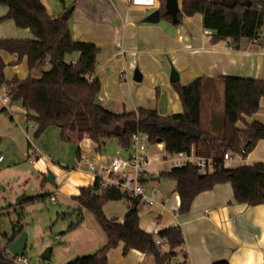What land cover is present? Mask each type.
Listing matches in <instances>:
<instances>
[{
	"label": "crops",
	"instance_id": "crops-1",
	"mask_svg": "<svg viewBox=\"0 0 264 264\" xmlns=\"http://www.w3.org/2000/svg\"><path fill=\"white\" fill-rule=\"evenodd\" d=\"M73 4L67 20L73 38L95 43L100 47V52L89 85L67 87L66 92L70 95L79 96L87 92L91 103L95 101L117 113L136 111L140 107L156 109L161 115L169 116L182 113L185 109L175 83L186 85L196 78L206 77L202 124L210 127L218 122L224 112L221 77L233 75L264 80V36L259 39L243 38L237 48L227 40L213 44L210 32L203 26L200 13L185 17L178 25L162 18L159 23L145 22L147 16L159 9L158 0H10L8 5H0V38L37 40L45 32L43 25L49 36L54 38L63 28V13ZM27 9L40 15L43 22L37 21L35 15L27 12ZM10 12L13 14L11 18L2 19ZM0 56L7 64L5 77L8 80L15 76L25 79L30 75L27 57L16 64V54L0 51ZM70 58L76 61L78 55ZM47 69L49 65L35 70L32 75L38 78ZM173 69L179 75L176 82H171ZM136 71L141 74L139 81L135 80ZM94 80L100 83L97 94L93 92ZM4 93L0 92V95ZM46 107L49 119L66 121L71 116L68 141L78 147L76 168H70L62 160L55 163L47 155L42 157V146L31 143L28 131L30 124L36 130V124L27 121V112L40 115ZM71 108L72 105H68L67 97L57 84L31 86L28 108L23 109L21 122L12 115L10 119L13 122L6 121L1 125L0 171L6 163L4 168L16 173L24 185L36 176L35 181L42 187L45 181L50 183L44 177L53 171L56 193L63 201H71L79 207L74 197L80 194L82 187L94 184L89 163L106 167L116 156L128 158L132 149L121 148L115 140L117 143L106 152H98L97 144L87 136L80 138L79 135L81 129L92 127V115L83 105L74 108L72 113ZM254 121L264 124V98L261 99L259 111L245 116L237 126L245 129L247 124ZM58 128L59 138L63 140L61 128ZM30 146L35 150L34 163L26 157ZM155 146L161 153L156 154L154 159L162 166L152 172L149 162L146 166L149 173L144 182L155 179L154 174L171 171L173 168L174 155L166 152L163 143L152 144L141 139L137 148L149 158V148ZM54 157L60 159L58 154ZM21 158L28 160L26 167H21ZM256 163H264V140H260L247 157L242 160L234 158L225 165L227 168H235ZM35 172L38 174L35 175ZM151 188L148 195L156 202L153 205L140 204L141 228L157 235L168 226H181L185 238L182 250L187 253L190 264H213L219 260H227L230 264H264V204L249 206L237 202L232 185L223 183L200 193L190 212L182 215L178 212L180 196L175 191L176 185L171 193L165 194L155 183ZM29 198H20L17 206L21 208ZM128 209L126 200H113L104 205L105 215L121 223ZM83 218L79 226L63 237V245L51 246V264H65L76 256L92 254L107 243V235L94 214L83 209ZM5 250L2 254L13 258L8 246ZM163 250H168V246ZM24 264L30 263L28 261ZM108 264H155V260L153 256L135 249L125 254L124 243L120 242L110 250Z\"/></svg>",
	"mask_w": 264,
	"mask_h": 264
},
{
	"label": "trees",
	"instance_id": "trees-1",
	"mask_svg": "<svg viewBox=\"0 0 264 264\" xmlns=\"http://www.w3.org/2000/svg\"><path fill=\"white\" fill-rule=\"evenodd\" d=\"M161 18L181 24L185 17L200 13L203 16V26L210 32L212 43L227 40L233 47H238L243 38L259 39L264 36V0H236L231 5L229 0H179L180 9L177 21L166 10L167 0H158ZM10 0H0V5H8ZM23 6V5H21ZM74 4L71 6L73 7ZM34 14L37 21L43 22L40 15ZM13 16L10 12L2 19ZM63 28L54 38L47 33L37 40H17L0 38V51H6L18 56L15 63L24 57L28 59L30 75L25 79L15 76L8 80L5 77L7 64L0 56V87L5 85L14 98L23 100L28 108L31 86L57 84L72 105L71 113L79 105L86 107L92 115L91 128L80 130V138L89 137L102 152L107 142L114 139L123 149L131 150L134 146V136L147 135L152 144L162 140L169 155L188 151L194 145L198 156L213 158L214 168L202 172L193 163L173 167L171 171L160 173V178H170L175 182V191L180 196L178 212L182 215L190 212L195 198L202 192L212 190L216 185L230 183L235 200L249 206L264 204V163L243 165L235 168L225 167L224 154L228 151L242 152L247 157L264 140V124L254 121L240 129L237 124L245 116H250L260 109L261 99L264 98V80L226 75L221 77L224 88V112L218 122L210 127L202 124V100L206 87V77L196 78L189 84L175 83V88L184 106L182 113L169 116L161 115L156 109L140 108L131 112H113L97 102L91 103L89 93L79 96L70 95L66 88L70 86H88L89 78L97 68V56L100 47L93 42L77 41L73 38L71 28L61 18ZM78 55L73 61L70 57ZM49 65L40 77L35 78L32 73ZM93 92L100 90L98 80L92 82ZM46 109L40 115L27 112V121L36 124L35 136L40 137L51 125L61 128V138L69 140L71 116L62 119H49ZM5 109H3L4 111ZM188 127H195L201 131V137L196 140L185 134ZM1 144V138H0ZM48 179L47 176L44 177ZM48 194L38 195L24 201L34 202L44 199ZM74 199L78 202V220L70 225V229L79 226L83 218V209L91 211L99 225L107 235V243L92 254L80 255L65 264H108V254L111 249L124 243V253L135 249L154 257L155 264H173L175 258H180L178 264H190L188 255L183 251L185 238L181 226H171L158 232L157 235L143 230L140 226V199L119 188L109 187L100 191L98 184L82 187L80 194ZM113 200H126L128 212L121 223L116 219H109L104 212V205ZM24 203V204H25ZM19 220L14 225V238L23 233L22 225L25 216L24 206L20 208ZM163 241L168 250L157 243ZM13 239H10L9 243ZM18 256L9 258L0 254V264H18ZM213 264H230L227 260H219Z\"/></svg>",
	"mask_w": 264,
	"mask_h": 264
},
{
	"label": "rangeland",
	"instance_id": "rangeland-1",
	"mask_svg": "<svg viewBox=\"0 0 264 264\" xmlns=\"http://www.w3.org/2000/svg\"><path fill=\"white\" fill-rule=\"evenodd\" d=\"M6 91L7 87L5 85L0 87L1 93ZM10 104L9 111H0V128L2 127V123H6V121L11 123L10 117L12 115L21 122L23 109H26L24 108L23 100L14 98ZM24 127L26 131V125ZM34 130L33 124H30L28 132L31 143L42 146L41 148L44 150L42 157L47 155L55 163L57 160H60V162L62 160L63 164H69L70 168L77 167L78 147L74 142L63 141L59 138L60 131L58 126H51L40 137L35 136ZM22 137L25 138V135L22 134ZM116 143L114 139L109 140L102 153L106 152L107 149H110L111 145H115ZM159 153L161 151L157 146L149 148L148 154L151 163L149 169L152 172L157 171L162 166L154 159V156ZM57 154L60 159L54 157ZM21 162V167H26V163H29L26 158H21ZM5 164H3V168L0 171V254L6 251L7 244L14 234V225L19 220L20 207L17 206V203L20 201V198L24 197L26 199L39 194H48L44 199H40V201L35 200L34 202L24 204L25 216L23 217L22 225L24 227L23 232L27 234L28 238L26 249L22 252V255L29 259L30 264H51L50 260H43L41 255L48 247L63 245V237L71 230L70 225L76 223L78 220V205H75L71 201H63L62 197L56 193V188L52 182L45 181L43 187L38 185L35 181L36 176L28 181L27 185H24V182L18 178L16 173L4 168ZM167 166L169 167V165ZM50 172L53 173V171ZM37 174L35 172V175ZM153 178L155 179L144 183L146 194L152 189L151 186L154 183L157 184L163 194L173 191L175 182L172 179L160 178V173L154 174ZM53 196L56 197L57 202L52 200ZM92 219L94 220V217ZM17 263L24 264L19 261Z\"/></svg>",
	"mask_w": 264,
	"mask_h": 264
},
{
	"label": "built area",
	"instance_id": "built-area-1",
	"mask_svg": "<svg viewBox=\"0 0 264 264\" xmlns=\"http://www.w3.org/2000/svg\"><path fill=\"white\" fill-rule=\"evenodd\" d=\"M14 95L9 91H6L3 95H0V110L9 111L10 103L13 101ZM27 128L29 126L27 125ZM91 140L89 137H87ZM134 146L132 148V153L128 158L116 156L112 159L109 165L98 167L96 164L89 163V171L92 174L94 183L98 184L100 191H103L104 188L115 187L119 188L124 192H128L135 197L140 199V204L144 205H153L156 200L146 194L144 188V180L148 177L146 166L149 164L150 160L142 151L138 150L137 145L141 139L148 141L147 135L137 134L134 136ZM26 157L31 161L35 162V150L32 146L29 147ZM242 160L243 153H232L230 151L224 154V162L232 159ZM187 163H193L202 172L212 170L214 168L213 158H206L198 156L195 152L194 145H191L188 151H182L174 155L172 159L173 167L182 166ZM226 167V165H225ZM55 201V197L52 198ZM157 243L164 248L166 244L163 243L160 239H157ZM18 261L22 263H27L28 258L22 254L18 256ZM179 258L173 260V264H178Z\"/></svg>",
	"mask_w": 264,
	"mask_h": 264
},
{
	"label": "water",
	"instance_id": "water-1",
	"mask_svg": "<svg viewBox=\"0 0 264 264\" xmlns=\"http://www.w3.org/2000/svg\"><path fill=\"white\" fill-rule=\"evenodd\" d=\"M229 4L233 5L236 3V0H229L228 1ZM166 12L171 15L174 19V21H177V14L178 11L180 9V4L178 0H167L166 3ZM73 8H69L67 11H65L62 15V19L64 20H68L70 17V14L72 12ZM161 20V12L160 10H156L154 11L152 14H150L149 16H147L144 21L148 22V23H159ZM171 82H176L179 80V75L178 73L173 69L171 72ZM253 78V77H252ZM141 79V74H139L138 71H136V75H135V80H140ZM185 134L188 136H191L193 139L198 140L201 137V131L195 127H188L185 130ZM158 143H161L162 140H157ZM48 179L50 182H54V175L52 173H50L48 175ZM24 200V197H21ZM27 234L26 233H22L19 234L17 237L14 238V235L11 237V239H13L12 242L9 243V252L13 255V256H19L22 254V252L25 250L26 247V243H27ZM10 241V240H9ZM51 251L52 248L48 247L43 254L41 255V258L43 260H50L51 258Z\"/></svg>",
	"mask_w": 264,
	"mask_h": 264
}]
</instances>
